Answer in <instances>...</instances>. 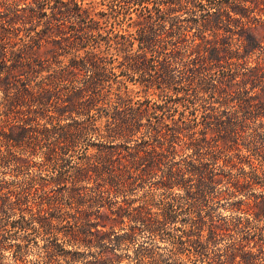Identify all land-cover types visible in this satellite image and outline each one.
<instances>
[{
	"label": "trees",
	"instance_id": "trees-1",
	"mask_svg": "<svg viewBox=\"0 0 264 264\" xmlns=\"http://www.w3.org/2000/svg\"><path fill=\"white\" fill-rule=\"evenodd\" d=\"M144 2L129 40L83 0H0V216L71 245L121 243L168 227L181 195L164 194L178 190L189 217L172 255L264 264L255 233L208 252L264 223V0ZM129 72L143 75L139 91ZM220 184L210 199L241 196L236 221L202 215ZM106 255L84 264H111Z\"/></svg>",
	"mask_w": 264,
	"mask_h": 264
},
{
	"label": "rangeland",
	"instance_id": "rangeland-1",
	"mask_svg": "<svg viewBox=\"0 0 264 264\" xmlns=\"http://www.w3.org/2000/svg\"><path fill=\"white\" fill-rule=\"evenodd\" d=\"M86 5L91 6V16L98 18L103 17L107 22L104 26L105 30L112 31L116 34H125L129 40L135 37V27H130V23L143 15V4L145 0H83ZM154 2V0H150ZM214 0H210L206 10L214 9ZM144 2V3H143ZM151 7V2L148 4ZM204 11L197 12L201 16ZM183 16H186L184 14ZM106 26V27H105ZM111 35V34H109ZM138 43L134 40L132 49L137 50ZM126 80L132 89L140 87L143 83V75L139 73L129 72ZM141 92V91H140ZM138 93L143 97V93ZM143 128L142 130H144ZM257 144L264 147V126L257 130ZM217 171V170H216ZM149 184L139 185L131 192L130 197L136 201H140L144 191H147ZM220 190L225 188L220 184L217 187H211L208 192L209 202L202 203V215L213 219L216 222L236 221L241 214L231 211L230 203L241 198V196L231 197L224 195L219 199L210 198L215 196ZM260 190L247 191V195L258 194ZM264 191V190H263ZM160 191H157L159 193ZM181 196H177L176 194ZM164 197L168 199L175 197L174 219L168 227L153 236L145 231L143 227L137 229L136 235L126 241L118 243L112 236L109 240L104 241V244L93 243L83 246L71 245L61 236L55 237L53 233L44 234L37 232L30 226L13 227L10 223L16 218L13 215L0 216V264H84L86 261H91L94 256L104 253L108 258H111V264H150L149 259L157 261L158 264H193L183 256L179 259L172 255V249L177 247L175 237L180 234L179 227L185 221L188 214H185V198L183 192L173 190L167 192ZM189 217V216H188ZM176 221V223H172ZM8 224L7 226H5ZM180 224V225H179ZM258 224V225H256ZM182 226V225H181ZM254 227H261L256 229ZM2 229H5L3 231ZM264 223H252L245 225L240 231H234L231 236H226L217 239L209 246V255L223 253L233 243H240L241 237L257 234V237H264ZM125 230L116 229L117 234L121 235ZM20 244V247L17 245ZM180 246V245H179ZM253 247V244L249 245ZM50 247V252L47 254V248ZM184 250L181 248V251ZM52 258L53 260L51 261ZM206 264V263H197ZM256 264H262L261 261H256Z\"/></svg>",
	"mask_w": 264,
	"mask_h": 264
}]
</instances>
